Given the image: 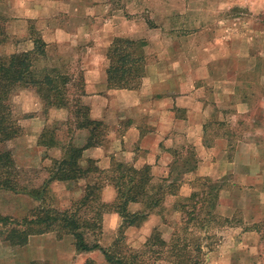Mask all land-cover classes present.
I'll use <instances>...</instances> for the list:
<instances>
[{
	"label": "crops",
	"instance_id": "1",
	"mask_svg": "<svg viewBox=\"0 0 264 264\" xmlns=\"http://www.w3.org/2000/svg\"><path fill=\"white\" fill-rule=\"evenodd\" d=\"M111 6L110 0H19L15 5L17 14L13 19L48 17L41 34L46 51L55 45L83 51L82 101L89 110V119L100 122L106 133L99 145L86 148L89 132L76 131L72 142L83 148L79 159L82 170L93 162L108 174L112 163H121L135 169L148 166L152 175L181 174L183 183L176 194L167 193L165 207H171L178 197H189L194 179L215 181L219 183L215 214L230 220L242 211L244 221H261L264 39L260 37L264 36V25L257 35L241 44L236 28H224L227 34L223 35L220 27L198 23L190 36L173 38L163 54L162 42H153L160 25L148 27ZM164 6L169 17L174 12L189 11L184 1L176 8ZM251 9L264 16V0L253 3ZM217 30L218 34H212ZM208 31H212L210 35ZM115 38L147 43L143 48L144 76L135 90L107 86L106 51ZM240 44L245 46V52H240ZM59 157L60 152H55L53 158ZM187 160L191 166L185 168ZM55 185L69 189L65 182ZM83 189L84 186L74 192L81 196ZM102 192L104 203L115 200L111 185H104ZM137 208L135 203L128 205L130 211ZM103 223L107 229L115 230L119 220L109 213L104 215ZM162 226L164 221L153 214V227ZM45 241L50 245L43 246ZM68 241H57L52 233L31 236L24 250L37 256L29 261L49 264H84L85 259H93L99 252L82 254L75 263L74 252L65 250L69 254L62 259L61 249ZM223 258L224 254L219 264H223Z\"/></svg>",
	"mask_w": 264,
	"mask_h": 264
},
{
	"label": "rangeland",
	"instance_id": "2",
	"mask_svg": "<svg viewBox=\"0 0 264 264\" xmlns=\"http://www.w3.org/2000/svg\"><path fill=\"white\" fill-rule=\"evenodd\" d=\"M17 1L19 0H0V56L31 51L34 46L33 42L38 39L42 40L41 34L48 17L44 16L33 20L25 19L26 17L13 19L17 14L15 11L17 10L15 7ZM183 1L186 6L188 5V12H174L170 17L165 15L164 4L167 8H176ZM257 1L261 2L262 0H110V3L113 10L122 12L127 18L136 17L140 23H145L148 27L150 25H160L161 30L156 32V37L153 35V42H162L161 51L166 54L168 44L173 38L190 36L194 30L193 28L198 23L220 27L223 29L221 31L223 35L227 34L224 32V28H236L239 37L242 38L239 39L242 44L244 39L257 35L256 32H259L262 28L261 25H264V16L251 9L253 3ZM130 13L133 15H129ZM218 31H208V34L210 35L211 32L212 34H218ZM260 38L264 39V36ZM137 41H143L145 46L147 45L145 40ZM241 44L239 50L245 52L246 48ZM82 56L83 51L80 49L75 51L57 45L46 51L45 44L44 54L39 55L33 63L35 70L41 75L54 71L51 76L57 77L56 85L58 91L62 93V95L59 94L57 100L63 106H46L32 87L16 88L10 97L9 103L12 116L17 122L18 134L5 142V150L11 156L12 170L18 173L20 188H25L28 192L31 190L33 192L40 191L42 199L37 200L26 191L15 194L0 189V218L9 219V222L0 223V264H49L39 260L29 261L30 257L37 258L35 254H29L27 250H24L31 236L27 238L24 246H11L8 239L9 232L12 229L20 231L26 229L25 226L16 227L14 224L16 222L21 223L25 219L30 220L31 213L35 209L50 208L59 212L68 210L74 202L83 197L87 185H91L92 180L98 176L91 172L85 176L77 175L79 177L75 180H53L46 183L50 175L56 171V164L64 158L65 150L68 147H75L72 140L75 139V133L78 130L77 122L81 121L78 117L79 114L85 111L84 108H87L82 101L83 94H81L83 91L80 63ZM52 57L55 58L54 61L50 60ZM77 58L79 59L77 60ZM63 78L66 83L62 82ZM100 129L102 135L98 137L102 141L105 138L106 131L105 127ZM57 151L60 152L58 159L53 158L54 153ZM176 163L181 164L178 161H175ZM116 164L118 163L111 164L109 173L106 176L116 175ZM76 165L78 169H82L79 160ZM185 165V168H188L191 163L187 160ZM90 166L97 168L94 163ZM144 168L148 169L144 185L145 194L140 195L138 197L139 202L135 203L138 206L137 211L133 212L129 209L128 211L130 213H145L146 217L138 225L127 227L122 234H119L118 229L121 225V218L112 209L106 210L107 212L102 215L100 225L95 230H83L89 243L96 242L102 248L110 250L112 254L119 253L127 263L132 261L133 264H171L170 262L173 259L170 257L167 248L153 247V236L158 234L161 240L168 243L173 236L182 237L184 235L188 236L190 241L198 240L200 242L201 254L198 255L194 252L192 246L189 247L188 252L194 259L197 254L199 256L197 260L201 264H219L218 260L222 258L223 254V264H264V216L261 221L247 222L243 220L245 214L239 211L230 220L224 219L222 216L215 214L214 210L209 209V202L203 203L205 209L196 215L198 208L201 206L202 198L200 195L204 191L207 192L205 187L219 186L218 182H207L202 179H194L191 182L192 190L189 195L192 193L198 195L195 198L198 203L195 212L192 211L194 201H187L188 197H178L171 207L169 204V207H165L164 203H167L165 196L167 193H177L181 186L180 183H183L181 182L183 176L181 174H172L167 177L159 174L152 175L148 166L134 169L142 170ZM86 169L87 167H84L83 170ZM181 170V165L177 166L176 172L179 173ZM172 180L175 182L174 186L167 191L165 186H168L169 183L167 182ZM56 182H65L69 189L63 190L55 185ZM105 185L113 187L107 181ZM83 186L82 195L77 196L74 191ZM158 188L163 190L157 191ZM114 194L116 197V190ZM153 194L160 198L159 204L155 208H145L146 197H153ZM103 196L101 189L100 202L102 203H104ZM74 198L76 199L74 200ZM112 203L113 201L104 204ZM182 203L186 208L180 210L179 206ZM206 212H210L208 219H205ZM109 213L118 217L119 223L115 230H109L106 225L104 226L103 217ZM153 214L160 216L164 221L162 228L153 227ZM80 216L89 220L92 214L83 210ZM193 217L196 219L191 221L188 226L189 230L184 232V224ZM204 219L209 221L206 222ZM48 233H52L57 241L69 240L68 243L65 242L63 249H61L62 259L69 254V251L65 253V250L74 252L75 263H77L79 256L88 254V252H78L76 250L73 236L70 234L59 236L54 231ZM113 243H116V246L113 247ZM42 245L47 247L50 245V241H45ZM83 262H85L84 264H108L100 252H96L93 259L88 258Z\"/></svg>",
	"mask_w": 264,
	"mask_h": 264
},
{
	"label": "trees",
	"instance_id": "3",
	"mask_svg": "<svg viewBox=\"0 0 264 264\" xmlns=\"http://www.w3.org/2000/svg\"><path fill=\"white\" fill-rule=\"evenodd\" d=\"M34 46L31 51L11 54L7 56H0V189L9 191L12 193H18L26 191L34 198L42 199L40 197L41 192L32 190L28 192L25 188H20L18 181V173L13 169V162L8 151L5 150V142L15 137L18 134V126L16 120L12 116V110L10 107V97L16 88H28L32 87L36 90L37 94L45 102L48 107L63 106L57 99L58 91L57 77H52L49 73H37L33 63L37 60L39 55L44 54L45 44L41 39L33 42ZM145 43L143 41H134L127 38H115L112 40L106 51V58L108 60V68L106 69V81L109 89L113 90H135L140 84L144 76V66L146 58L143 48ZM63 83H66L64 78ZM83 94V92H81ZM80 94V95H81ZM84 112L79 114L81 121L77 122L78 130H87L89 132V138L84 147H93L99 145L101 140L98 136L102 135L101 123L92 121L88 116V108H84ZM78 111V110H77ZM83 148L68 147L65 150V155L56 165L57 169L50 175L46 183H50L53 180L66 181L75 180L80 175L85 176L88 173L93 172L94 175H98L92 180L91 185H87L85 194L78 201L74 202L72 206L65 211L59 212L53 209H35L31 213L30 220H22L21 223L16 222V227H26V229L20 231L12 229L9 233L8 239L11 246H24L27 242V238L33 235H41L48 232H57V235L70 234L73 236L74 245L78 252H92L99 251L108 264H133L125 262L123 257L119 253L112 254L110 250L102 248L96 242L89 243L85 238L83 230H95L101 223L103 213L106 210L112 209L120 218L121 225L118 229V233L122 234L123 230L127 227L138 225L142 219L146 217L145 213L135 212L130 213L128 211V205L130 203H137L138 197L144 193V185L146 181L147 168L142 170H135L131 166L118 163L115 166V174L112 177L106 176L104 172L99 171L97 168H93V162H88L86 170L77 168V161L80 159ZM79 175V176H77ZM110 182L116 190V197L112 204H104L100 202L101 189L105 183ZM45 183V185H46ZM172 180L166 190L169 191L174 186ZM45 188V187H44ZM207 192H203L200 196L201 206L198 208V213L205 209L203 203L209 202V209H214L218 199V187H205ZM44 190V189H43ZM158 190H163L158 188ZM145 194V193H144ZM197 193H192L186 200L194 201L193 212L196 211L197 202L195 198ZM160 202V198L153 194L147 196L145 208L157 207ZM180 210L186 208L182 203ZM91 213L92 217L89 220L83 219L80 216L81 211ZM208 219L210 212H206ZM196 217V216H195ZM195 217L188 219L183 227V231L189 230L188 226L191 221L196 219ZM204 219V221H206ZM8 218H0V223H5ZM209 221V220H207ZM206 221V222H207ZM226 221V220H225ZM9 222V221H8ZM198 223V222H197ZM201 223V222H200ZM202 225V224H198ZM113 247L116 243L112 244ZM167 248L170 257L173 259L171 264H201L199 260V254H201V244L198 240L190 241L188 236H173L170 242L159 238L158 234L153 236V247ZM193 247V251L196 252L195 259L189 255V247ZM158 253V252H154ZM135 257V256H134ZM136 258V257H135Z\"/></svg>",
	"mask_w": 264,
	"mask_h": 264
}]
</instances>
